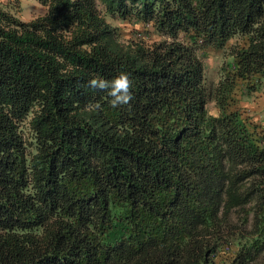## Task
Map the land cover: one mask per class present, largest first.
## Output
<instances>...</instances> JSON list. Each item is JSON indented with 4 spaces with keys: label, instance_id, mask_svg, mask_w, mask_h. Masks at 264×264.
Wrapping results in <instances>:
<instances>
[{
    "label": "trees",
    "instance_id": "trees-1",
    "mask_svg": "<svg viewBox=\"0 0 264 264\" xmlns=\"http://www.w3.org/2000/svg\"><path fill=\"white\" fill-rule=\"evenodd\" d=\"M38 2L0 7V264H217L222 239L264 264V118L236 106L264 75V0ZM98 2L157 38L121 39ZM227 46L207 87L199 51ZM120 72L113 107L88 81Z\"/></svg>",
    "mask_w": 264,
    "mask_h": 264
},
{
    "label": "rangeland",
    "instance_id": "rangeland-1",
    "mask_svg": "<svg viewBox=\"0 0 264 264\" xmlns=\"http://www.w3.org/2000/svg\"><path fill=\"white\" fill-rule=\"evenodd\" d=\"M97 4L105 19L116 29L121 39L151 40L157 38L152 32L153 28L151 24L140 22L133 17L121 18L111 16L104 11L103 6L99 2ZM0 7H3V9L11 12L23 21H28L45 13V7L38 0H0ZM228 50L227 46V50L225 47L218 50L208 49L207 52L199 51V55L204 63V82L207 87L215 85L218 82L222 74L221 67L227 61H230ZM257 86L258 88L249 93L244 99L238 101L236 106L247 108L251 113L256 115V118H264V75L260 77ZM207 108L211 114L218 113V108L211 99L207 102ZM235 252L236 246L222 239L220 250L216 256L217 264H229Z\"/></svg>",
    "mask_w": 264,
    "mask_h": 264
},
{
    "label": "clouds",
    "instance_id": "clouds-1",
    "mask_svg": "<svg viewBox=\"0 0 264 264\" xmlns=\"http://www.w3.org/2000/svg\"><path fill=\"white\" fill-rule=\"evenodd\" d=\"M88 83L92 88L106 90L113 107L128 105L133 99L132 81L127 72H120L111 80L94 75Z\"/></svg>",
    "mask_w": 264,
    "mask_h": 264
}]
</instances>
